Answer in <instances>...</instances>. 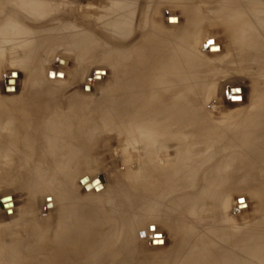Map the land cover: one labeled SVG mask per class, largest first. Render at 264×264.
Instances as JSON below:
<instances>
[{
  "label": "bare ground",
  "instance_id": "1",
  "mask_svg": "<svg viewBox=\"0 0 264 264\" xmlns=\"http://www.w3.org/2000/svg\"><path fill=\"white\" fill-rule=\"evenodd\" d=\"M53 1L57 3L58 0ZM226 1L231 2V6L230 3L228 6L234 10L232 15L229 14V18L230 15L232 17L230 20L241 23L244 29L247 28L251 32L243 37L244 52L239 56L240 60H237L243 63V66L238 67L243 68L245 62L247 64L249 61L252 65L264 69V0ZM115 2L119 11L114 8V11L112 9L110 12L115 15L117 10L116 14L120 13V20L113 16L116 20L112 17L114 21L105 24L104 32L109 35L120 33L116 35L121 38L120 42L112 38L115 43L110 38L106 39L104 44L100 40L104 37L102 30L98 32V28H95L91 33L87 32V35L82 28L80 30L79 26L69 22L59 24L63 26L57 27L53 24L46 28L48 33L52 31L49 33L51 35L76 30L75 37L78 31H84V37L91 38L93 57L89 59L100 60L104 64H98L92 76L95 70H105L106 65L116 66L119 71V79L115 80L112 86L114 97L110 100H100L99 107L95 109L97 111L101 105L109 103L108 110L112 112L109 116L117 113L121 117V120L116 121L118 125L115 127L121 126L123 131L119 129L115 144L123 148L122 160L127 171L123 174V181L111 188L101 183V189L98 182L91 184L97 175L82 174L78 169V164L84 159L82 153L98 143L101 137L100 129L104 123L97 124V112L92 109L89 103L91 101L87 99V103L84 98L78 99L76 90L67 92L73 85H68L70 88L65 85L64 91L54 90V87L47 85L44 86V91L42 88L45 66L39 53L46 44L44 38L50 35L44 37V25H41L38 18H43V12L44 16L54 14L51 9L54 10L56 3H51V0L30 3L26 0L22 4L24 10L33 15L22 20L14 18L0 21V53L7 45L26 47V52L17 63L21 68L28 69L29 73L22 95L18 94L17 89L21 79L15 80V83L18 81L16 84L6 85L4 82V85H0V90L3 91L0 94V184H7L12 191V194L6 192L0 196V210H8L3 206L10 202L14 209L16 208L13 192L17 190L25 192L29 196L27 202L30 203L29 206H24L18 218L11 222V227H0V262L3 260L5 264H12L10 247L20 241L23 244L21 250L25 253L22 260L26 259L27 254L37 252L48 258L49 261H44V264H71V260L73 264H91L99 259L101 264H144L140 250L143 244L142 242L140 245L141 239L145 237L147 245L149 243L151 250L157 252L167 251L164 247L167 240L163 237V245L153 244V236L162 234V231L144 232L137 221L133 223L135 227L131 230L134 233L132 236L129 228L126 229L124 225L127 221L124 214L147 211L150 225L164 221L171 224L175 232H178L182 225L187 226L188 236L176 234L175 240L172 241L178 247L175 253L181 264H192V261L195 264H257V254L260 258L259 264H264V240L258 242L250 238L254 241L252 243L248 238L219 225L226 219L224 216L228 210L227 192L232 189L228 185V178L234 172L230 165L237 164L236 171L248 175L251 174L254 158L260 157L252 159L248 148L241 151L235 144L237 141H231L223 148L216 146L217 140L232 137L233 132L229 134L216 131L210 134L199 129L204 125L196 126L193 122L191 21L187 20L185 25L176 26L179 17L176 18V12L169 0ZM181 2L185 3L184 0ZM130 7L134 9L133 12L138 10L137 13H141L138 17L140 21L138 20L136 25L132 22L134 13ZM58 8L55 6L56 12ZM185 8L187 10L189 6ZM144 10L147 12L145 16ZM22 13L20 10V14ZM11 16L13 17V13ZM167 26L169 28H166ZM81 34L80 32V36ZM109 35L106 34L107 37ZM80 63L82 64V60ZM78 72H81L80 69L72 81L70 80L71 84L76 85L79 81ZM261 73L258 75H263V72ZM12 77L14 76H11L10 80H13ZM13 86L15 90L12 89ZM112 92L110 90L107 93L112 95ZM88 94L83 93L85 98ZM253 125V128L258 130L259 139L264 138V112L254 120ZM104 130L106 129L102 128V131ZM261 145L264 147V144ZM261 152L259 150L256 154L262 155ZM200 175L202 179H199ZM87 184L90 186L87 187ZM97 187L101 190L96 191ZM207 190H213L209 210L214 214V225L207 223L208 215L204 203ZM80 191H84L86 195H81ZM177 191L179 193H174ZM39 194L44 195V213L48 215L42 221L35 216L38 204L36 198ZM9 196L12 200L3 202V199ZM227 220L231 223L230 218ZM20 229L28 234H19ZM30 241L35 242L34 246ZM169 252L171 251L168 249L165 254L174 253ZM165 254L159 258L165 259ZM155 264L164 262L157 261Z\"/></svg>",
  "mask_w": 264,
  "mask_h": 264
},
{
  "label": "rangeland",
  "instance_id": "2",
  "mask_svg": "<svg viewBox=\"0 0 264 264\" xmlns=\"http://www.w3.org/2000/svg\"><path fill=\"white\" fill-rule=\"evenodd\" d=\"M28 1L30 3H33V2L36 3V2H41L43 0H28ZM115 1L114 0H58L56 3V1L52 2L51 0V3H56L55 4L56 9L60 5V7L57 10L58 12H56V9L54 6V10L51 9L54 12V14L51 13L48 16L47 15L44 16V12H43L42 13L43 18L41 17L38 18L41 20V25H44V29H45L44 34L46 35L44 37H47L48 35H50L46 39L44 38V40L46 41V42L44 41V44L45 43L46 44L44 45V48L40 50V53H39L40 58L44 61L43 66H45L43 67L45 69V70L43 69V72H44V77H43L44 85L42 87L43 91H44L45 85H47V87L52 86L54 87V90L58 89L57 91H59V89H62V91H64V87L66 88L67 86L70 88V86L68 85H73V87L71 86L70 89H67V92L69 93L75 92L76 90V95H77L76 97L78 99L84 98V100L86 101L87 99L88 101H91V102L94 101L95 103L89 102L91 107H93L92 108L93 110L99 107L98 103L100 102V100H110L112 96L114 97V93L112 92V86L119 79L117 78L119 71L117 70L116 66L106 65L105 70H101V71L95 70L92 76L93 70L97 68L100 65V63L101 65L103 63L102 61L100 62V60H90L93 57V53H92L93 49H91L92 48L91 45L93 44H91L90 42L91 41L90 37L89 38L84 37L85 35L83 32L85 31V34L89 35L87 32L91 33L93 30H96L98 28L97 29L98 32L102 30V32L105 34L104 35L101 33L102 36H104L105 38L104 37L100 38V40L104 44L106 42V39H110V38L112 41H114L115 39V41L118 40L117 42H120L119 40H121V38L116 36V35H119L120 33L109 35L108 32H104L105 27H106L105 24H108L109 22H111V20L113 22L114 21L113 19H115V17H117L120 20V17H121L120 13L118 12V14H116L119 7L117 6L118 4ZM184 1L185 3L183 2L182 4L181 0H175V2L174 0L173 2L169 0V2H171L176 12V18L179 17L176 20V23H175L176 26L185 25V21L187 22V20L191 21V23L190 22L189 23L192 27V28L190 27V30H191L190 31V36H191L190 56H191V66H192L191 72L193 74L192 75V82H193L192 101L194 105L193 107L194 115L192 117L193 122L196 124V126L204 125L203 128L200 127L199 129L207 133L210 132V134L216 131H222L221 133H229V134L233 132L231 134L232 137L225 138V140H223L224 139L223 137V139H221L220 141L217 140V142H215L216 146L223 148V146L227 145L231 141L233 143L237 141L235 144L238 145L241 151L248 148L247 150L248 152H250L249 155L251 156V158L252 157L261 158V159L257 158L258 160L254 158V161L252 160L253 158L251 159L253 161V167L250 172L252 175L251 174L244 175L243 173L237 172L236 171L237 164L230 165V169H233L234 172L230 174L228 178V185H230L232 189H228V192H227L228 210L226 211L227 213H225V216H224V218L226 219L224 220L223 223L219 225L222 226L226 230L229 229L230 231H234L235 233L239 234V236L241 237L248 238L247 240H250L252 243H254V241H252L251 239L253 240L256 239V241L258 242L263 241L264 240V191H263L264 190V160H263L264 159V154H263L264 147L263 145H261V143L264 144L263 143L264 138L259 139L258 130L253 128L254 126L253 124H254V120L257 119L259 115L264 112V71H263L264 69L257 67L255 65H252L253 63L249 61H247L248 65L245 62L243 68L238 67L241 65L243 66V63L238 62L240 60L239 56L241 55L242 52H244L243 50L244 45L242 44L243 37L248 35L251 32L247 28L244 29V26L241 23L237 24L236 21L234 22V20H230V18H232L231 15L234 11L230 7L231 2L226 1V0H184ZM25 2L26 0H22V1L21 0H0V21L4 19H14V18H17V20H22V19L27 18L29 15H33V13L31 12L28 13L26 10H24L25 8L22 4H24ZM187 2H189V4ZM225 2L227 3V5ZM6 4L9 6H7ZM12 4L15 6H13ZM228 4L230 6H228ZM184 5L186 7L189 6V8L187 9L188 11L185 10L186 8ZM3 6L5 8H3ZM17 7H19V9ZM114 8L117 9L115 10L116 11L115 15H114V12L112 11L110 12V10L112 9L114 11ZM130 8L128 9L129 11L132 9ZM20 10H21V13L27 12L28 14L25 13L27 14L25 15L22 13L24 15L23 16L22 14H20ZM128 10L127 12H129ZM133 10L134 9H132V12ZM132 12L130 11V13ZM137 12L138 10L136 12L134 11L133 12L134 14L132 13L133 14L132 18H134V21H135V22L134 21L132 22L133 24L135 23V25L137 24L136 22L138 20L140 21V18L138 19V17H139V14L141 13L140 12L137 13ZM12 13H13V17L11 16ZM146 14L147 12L145 11L144 16ZM229 14H231L230 18H229ZM109 16L111 19L109 18ZM140 16L142 17V15ZM224 16L225 17L228 16V17L224 18ZM162 17L163 15L161 16V18ZM189 17L191 18L188 19ZM57 20L61 22L59 21L57 22ZM68 22L71 24H76L77 26H79L80 30L81 28L82 30H84V31H80L82 33L81 36H80V32L78 31V35L75 37L74 34L77 33V31L72 30L71 32L69 31V33L68 31L67 32L65 31L63 34H61L62 32L59 34L54 33L55 35L52 34L56 36L54 37L51 34H49L52 31H49L48 33V29H46L49 26L50 27L53 26V24L54 26H57L61 23L69 24ZM59 26H63V25H59ZM166 28H169V27L167 26ZM106 34L107 36L109 35V37H107ZM236 40L237 42L238 41L239 42L237 43ZM15 46L12 47L11 45H7L6 48L3 50V52L0 53V76L4 79L3 80L0 77L1 78L0 85L2 86L5 83L6 85L10 83L16 84L21 79L22 80L21 84L17 86V89H18V94L22 95L24 92V83H27L29 73H28V69L21 68L17 62H18V59L22 57L23 53L26 52L25 51L26 47L20 46V45L16 47ZM82 54L85 56H83ZM78 57H79V61H78ZM81 57L82 59H80ZM84 57L86 59H84ZM81 60H82V64L80 63ZM95 61H97V63H95ZM16 68L18 69L17 71H16ZM246 68L248 69L247 71L245 70ZM77 69L78 70L80 69V71L83 73L78 72L79 75L77 74L78 75L77 78L79 81L76 82V85L75 83L71 84L72 83L71 79L74 77V75H76V72L78 71ZM258 69H261L262 71ZM12 70H14V72H12ZM114 70L117 71L116 72L117 74L115 73ZM259 72L260 74H262L261 72H263V75H258ZM19 75H20V78H19ZM11 76H14L12 77L13 80H10ZM7 78H9V80ZM5 79L7 81H5ZM15 80H18V81H16L15 83ZM60 80L62 82H60ZM90 81H96V83L92 84ZM86 82L87 83L90 82V83L86 86L85 85ZM60 85L63 87L61 88ZM82 86H83V89H82ZM12 89L15 90L14 86L12 87ZM1 90H0V94L1 92H3ZM86 90H88L89 92ZM110 90L112 92V95L111 93L110 94L107 93ZM83 93L84 94L89 93L88 94L89 96L87 95L85 98ZM104 96L106 98H104ZM107 97L109 98L107 99ZM43 99H44V96H43ZM96 103H97V106H96ZM91 107H89V109ZM108 109H109V103L103 104L101 105L100 108L97 109V111L95 110V112H97L96 113L97 124L99 122L101 123L104 122L103 123L104 125L102 124V128L106 130L102 131V128L100 129L102 133L100 132L101 137H99L98 143L94 147L93 146H91V148L89 147V150L87 152H84V154L82 153L81 156L84 159L82 162H80V164H78V169L82 171L81 172L82 174L98 176V178L97 176H94V181L91 184L98 182V184L101 186V189H102V184H105L107 188L115 187L118 184V182L123 181L124 179L123 174H125L127 171L126 170L127 167L124 166L123 160H122L124 159L122 158L124 157V155L122 154L123 148L122 146H119L117 143L115 144V141L117 142V139H116L117 134H119L118 131L121 127V126H117L116 128L115 125H118L116 121L119 119L121 120V117L117 113H114L116 115L109 116V113H112V112H109ZM106 124L108 128L105 127ZM113 127L115 129H113ZM121 130L123 131V128L120 129V131ZM262 135H264V133ZM256 140L259 141L257 144L260 145V147L262 146L261 147L262 149H260V147L256 144L257 142ZM259 150L260 152L262 151L261 154L263 156L260 154H256V152L259 153ZM130 158L132 159V157ZM131 159H128V160H131ZM135 166L136 165H134V167ZM199 179H202L201 175L199 176ZM82 180L84 181L85 178ZM88 186H90V184L89 185L87 184V187ZM101 189H98L96 191H99ZM10 190L11 189H9V186H7V184L5 185L0 184V196L6 192L12 194V191ZM214 192L216 193V191ZM79 193H81V195H86L84 191L83 192L80 191ZM174 193H179V192L177 191ZM205 194H206V199L204 200V203L206 204L205 209L208 215L207 223L208 225H214L215 224L214 217H213L214 214L211 213V211L209 210V207L212 204L211 201L213 198V190H207ZM13 195H14L15 202H16V208L14 209V205L11 202H10L11 204L9 203L10 205L7 203L8 205L3 206L4 209L6 208L8 210H5V212L4 210L3 211L0 210L1 211L0 212V227H3L5 225L7 226L9 225L11 227L12 226L11 222L16 220V218H18V215H20V213L23 211L24 206L27 207L30 204L29 202H27L29 200V196L25 192H21L17 190L13 192ZM43 196H44L43 194H39L36 198L38 204H37L35 216H37L36 218H38L39 221L44 220V217L48 216V215H45L46 213H44L45 211H44ZM10 200H12V198L9 196V197H6V199L4 198L3 202H8ZM59 205H60V202H59ZM148 214L149 212L147 211H137V213H133V214L132 213L124 214L125 219L127 218V221L125 222L126 224H124L126 226V229L129 228V230L131 231L132 228L135 227L134 222L137 221V223L140 224L144 232L151 233L154 231H162V234H155L153 236V244L163 245L164 244L163 237L166 238L167 240L166 242L167 245L164 246L165 250L167 251L164 252L163 250V251L157 252L155 250H151L152 248L150 247L151 245L149 243L147 245V240L145 239V237H143L140 241V245L143 242V244L140 247L142 262L144 264H155L157 261H163L164 264H181V262H179L178 257L175 253L178 250V247H176L174 242L172 243V241L175 240L176 234H180L181 236L187 237L188 236L187 226L184 224L186 227L182 225V228H180L178 232H175L171 224L169 223L166 224L164 223V221H161L158 223L154 222L157 225L152 223L153 221H151L152 224L150 225V221H149L150 217ZM227 218L228 219L230 218L231 223L227 222L228 221ZM19 225L22 226V223H20ZM234 226H236V228ZM231 228H233V230ZM183 229L186 231H184ZM199 229L200 228H198V230ZM181 232L182 233L184 232V234H181ZM18 233L22 234L23 236H26V234H28L26 233V231H22V229H20V232ZM130 233L132 236H134V233L132 231ZM30 244L31 245L33 244L32 246H34L35 242L32 243V241H30ZM146 245L148 246V248H145L147 247ZM166 246L169 249V251H171L169 253H172L174 251L172 255L169 254L170 255L169 256L168 254H165L166 252H168V249L166 248ZM22 247H23V244L20 241L17 242L12 248L10 247V255H12V259H13L11 260L12 264H44V261H49L48 258H46L43 254L37 253V252H32L30 254H27V257L28 256L30 257L28 258L26 257L25 260H22V256L25 255V253H23V251L21 250ZM174 248L176 250H174ZM2 250L3 249H1V251ZM142 251H144L145 253ZM151 251H154V252H151ZM258 253L260 254L261 252H258ZM163 254H165V259H160L159 256ZM256 256H257L256 263L259 264L260 258L258 254ZM70 262L71 264H73L72 263L73 260H71ZM191 263L195 264L194 261H192ZM0 264H5V263L3 262V260H1ZM91 264H101V260L99 259L97 260L96 263L94 262ZM207 264H212V263L207 262Z\"/></svg>",
  "mask_w": 264,
  "mask_h": 264
}]
</instances>
